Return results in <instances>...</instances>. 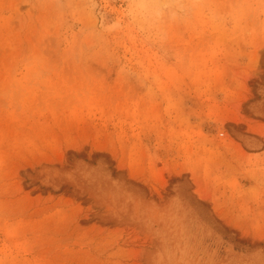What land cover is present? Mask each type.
<instances>
[{
  "label": "rangeland",
  "instance_id": "rangeland-1",
  "mask_svg": "<svg viewBox=\"0 0 264 264\" xmlns=\"http://www.w3.org/2000/svg\"><path fill=\"white\" fill-rule=\"evenodd\" d=\"M0 264H264V0H0Z\"/></svg>",
  "mask_w": 264,
  "mask_h": 264
}]
</instances>
